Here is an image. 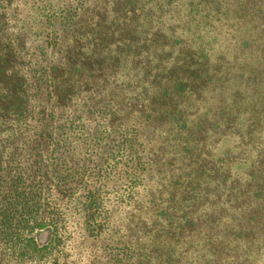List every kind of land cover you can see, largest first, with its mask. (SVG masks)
Returning <instances> with one entry per match:
<instances>
[{
    "label": "trees",
    "instance_id": "1",
    "mask_svg": "<svg viewBox=\"0 0 264 264\" xmlns=\"http://www.w3.org/2000/svg\"><path fill=\"white\" fill-rule=\"evenodd\" d=\"M152 1L110 0L109 8L77 16L52 39L54 58L34 68L26 37L9 16L11 0H0V264H26V254L38 249L57 256L63 236L71 237L73 201L93 246L122 230L126 264H186L183 250L203 232L209 264H219L218 253L230 242L252 246L262 235L264 247V146L254 145L256 125H239L237 90L211 115L196 106L208 91H222L224 70L204 47L176 35V27L152 24L172 0ZM126 65L127 76L118 81ZM254 102L264 106L262 98ZM76 122L83 147L105 140L106 148L124 151V178L132 180L126 193L110 185L116 193L110 197L108 177L94 160L104 156L70 155L54 136ZM227 136L254 151L248 163L244 151H213ZM235 163L246 166L237 174ZM125 197L128 209L117 222ZM224 214L230 225L218 229ZM40 229L50 238L38 248L33 235ZM233 262L251 264L247 257Z\"/></svg>",
    "mask_w": 264,
    "mask_h": 264
},
{
    "label": "rangeland",
    "instance_id": "2",
    "mask_svg": "<svg viewBox=\"0 0 264 264\" xmlns=\"http://www.w3.org/2000/svg\"><path fill=\"white\" fill-rule=\"evenodd\" d=\"M155 1L151 2L152 6ZM211 1L213 7L206 5L204 0H172L171 5L164 8L161 16L158 17V23L155 22V16L149 20L154 25L160 24L158 26L165 30L168 27H176V35L185 39L193 47L199 45L204 47L211 60L218 62L224 70L221 74L222 91H208L205 93L204 100L196 106L204 112L211 110V115L218 109L228 106L232 92L239 91L242 99L240 104L242 115L238 123L244 129L247 123L254 122L257 132L255 135L257 141L254 145L264 146V106H257L254 102L256 98L264 99V0ZM109 2L110 0H11L9 16L13 18L14 30L24 33L26 37V58L34 65V68H43L55 56L50 48L55 35L66 28L67 24L77 16L88 17L95 9L109 8ZM252 8L255 10L254 13ZM127 68V65L120 68L117 74L118 81L126 78ZM77 124V122L74 123L73 128H67V123L64 127L59 125L62 128L54 131V136L60 139L61 145L64 144L70 155L79 157L87 152L104 156L94 160L99 164L100 171L108 177L105 181L107 188L112 185L117 193L122 191L126 193L128 184H131L132 180L127 181L124 178L125 173L122 167L126 156L124 151L118 154L116 150L115 152L106 148L105 140H102L103 143L100 141L101 145L97 148H94L92 141L83 147L79 132L75 129ZM93 124V122L89 123L87 130L91 131ZM226 150L233 153L237 150L244 151L241 152L243 156L246 152L248 155L246 163L254 155L250 146L245 149L239 148L238 140L233 136L221 138L214 144L215 153L223 154ZM116 162L117 164L113 166ZM246 163H235L232 170L238 174ZM114 167L116 168L112 169ZM119 167L121 171L116 176L114 172L118 173ZM110 188L108 192L112 197L114 191ZM136 188L137 186L134 190ZM128 201L125 197L118 202L119 209L115 214L117 222L123 221L125 217L123 211L128 209L125 206ZM224 207L228 208L225 204ZM69 209L70 220L67 225H69L71 237L68 239L67 235L63 236L59 250L61 252L57 256L49 253L41 255L43 252L41 249L33 254L29 252L25 257L26 264H52L55 257L56 264H126L124 260L128 248L127 239L121 229L112 234V237L108 236L105 242L93 246L91 237H88L89 232L81 221L82 211L78 203L73 201ZM210 211L211 209H207V212ZM229 213L235 214L232 209ZM230 222V216L224 214L216 221L217 228L222 229L230 225ZM203 234L199 238H192L193 243L187 247L188 250L184 247L187 252L182 249L187 256L186 264H209L210 254L201 249L203 243L207 244L205 238L209 234L207 232ZM218 235L223 236L221 233ZM262 237V235H255L256 240L253 241L255 245L252 246L243 241L230 242L224 251L218 253L219 259L221 258L219 264H232L235 258L240 260L244 257H247L251 264H264V247L260 244ZM49 238V231L40 229L33 235V245L40 248L49 241ZM159 242L156 240L155 244ZM165 246L170 245L166 242Z\"/></svg>",
    "mask_w": 264,
    "mask_h": 264
}]
</instances>
